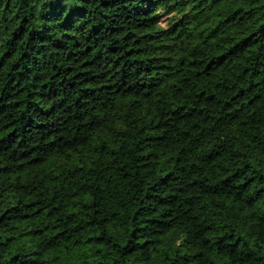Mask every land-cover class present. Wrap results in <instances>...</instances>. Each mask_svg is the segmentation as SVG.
Returning <instances> with one entry per match:
<instances>
[{
	"label": "trees",
	"instance_id": "obj_1",
	"mask_svg": "<svg viewBox=\"0 0 264 264\" xmlns=\"http://www.w3.org/2000/svg\"><path fill=\"white\" fill-rule=\"evenodd\" d=\"M0 264H264V0H0Z\"/></svg>",
	"mask_w": 264,
	"mask_h": 264
}]
</instances>
